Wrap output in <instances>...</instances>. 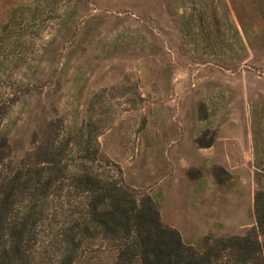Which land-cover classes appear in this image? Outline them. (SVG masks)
Returning <instances> with one entry per match:
<instances>
[{"label": "rangeland", "instance_id": "rangeland-1", "mask_svg": "<svg viewBox=\"0 0 264 264\" xmlns=\"http://www.w3.org/2000/svg\"><path fill=\"white\" fill-rule=\"evenodd\" d=\"M21 1L0 0V34ZM208 3L219 46L184 32L190 0H82L33 27H12L0 42L7 159L39 164L69 136L72 169L85 121L100 120L93 169L149 195L184 243L198 248L205 236L254 228V194L264 192V0ZM61 179L51 188L67 207ZM47 221L35 247L58 239ZM75 264L116 261L94 240Z\"/></svg>", "mask_w": 264, "mask_h": 264}, {"label": "trees", "instance_id": "trees-1", "mask_svg": "<svg viewBox=\"0 0 264 264\" xmlns=\"http://www.w3.org/2000/svg\"><path fill=\"white\" fill-rule=\"evenodd\" d=\"M79 1L18 2L1 24L0 42L11 36L12 27H33L43 16H53ZM190 1L192 11L182 16L184 32L198 42L219 46V38H215L218 22L215 13H209V0ZM235 33L238 36L237 30ZM99 121H85L80 142L76 143L82 154L73 159L72 169L64 164L66 151L74 150L69 148V136L62 143H51L39 164L26 159L16 168L7 159V131L0 130V264H48L53 245L61 254L54 264H75L94 240L105 243L116 264H264L262 190L254 194L256 226L247 233L213 240L205 236L198 248L186 244L175 228L161 221L149 195H138L120 178H103L93 169L98 153L96 138L104 127ZM3 168L6 171L1 173ZM58 178L67 181L70 188L67 207L65 202L55 200L51 188ZM71 200L76 201L75 206L70 205ZM44 221L58 239L35 247Z\"/></svg>", "mask_w": 264, "mask_h": 264}]
</instances>
